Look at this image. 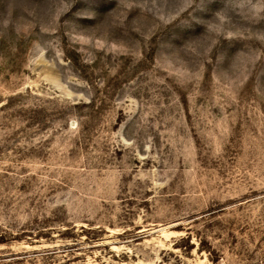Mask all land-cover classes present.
<instances>
[{
    "label": "rangeland",
    "instance_id": "1",
    "mask_svg": "<svg viewBox=\"0 0 264 264\" xmlns=\"http://www.w3.org/2000/svg\"><path fill=\"white\" fill-rule=\"evenodd\" d=\"M0 264H264V0H0Z\"/></svg>",
    "mask_w": 264,
    "mask_h": 264
}]
</instances>
